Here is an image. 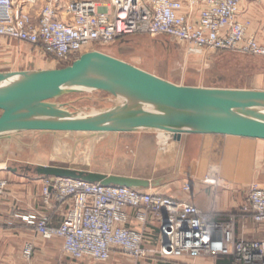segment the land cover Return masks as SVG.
I'll use <instances>...</instances> for the list:
<instances>
[{
  "label": "built area",
  "instance_id": "built-area-1",
  "mask_svg": "<svg viewBox=\"0 0 264 264\" xmlns=\"http://www.w3.org/2000/svg\"><path fill=\"white\" fill-rule=\"evenodd\" d=\"M242 0H0V40L38 50L57 65L136 35L164 37L188 51H229L264 58V45L239 20ZM69 66V65H68ZM205 184L218 186L214 175ZM5 184L0 181V196ZM190 191V185L184 186ZM44 203L71 202L59 227L46 218L15 219L46 240L59 238L70 258L106 263L121 253L136 263L160 259L226 257L232 264H264V240L236 233L237 215L216 220L197 207L152 190L103 186L54 179L43 191ZM241 216L264 224V188L252 184ZM136 226L132 225V221ZM148 245H151L148 247ZM27 244L24 264H32Z\"/></svg>",
  "mask_w": 264,
  "mask_h": 264
},
{
  "label": "water",
  "instance_id": "water-1",
  "mask_svg": "<svg viewBox=\"0 0 264 264\" xmlns=\"http://www.w3.org/2000/svg\"><path fill=\"white\" fill-rule=\"evenodd\" d=\"M85 91L107 93L119 105L84 116L56 102ZM0 112V140L26 132L133 134L154 130L173 135L176 142L188 135L264 141V91L178 86L98 51L56 70L0 73ZM37 175L143 191L165 182L54 166L38 167Z\"/></svg>",
  "mask_w": 264,
  "mask_h": 264
},
{
  "label": "rangeland",
  "instance_id": "rangeland-1",
  "mask_svg": "<svg viewBox=\"0 0 264 264\" xmlns=\"http://www.w3.org/2000/svg\"><path fill=\"white\" fill-rule=\"evenodd\" d=\"M92 1L106 3L109 0ZM245 23L250 30L251 23ZM7 44L10 51H0V73L56 70L74 62L57 65L38 50L14 41ZM97 51L178 86L264 91V58L261 57L229 51H202L196 54L164 37L145 35L127 37ZM56 102L84 116L119 105L118 99L100 91L70 94ZM166 134L154 130L133 134H12L8 139L0 140V163L5 165L4 171L31 168V172L37 174L38 167L54 166L108 176L156 180L182 172V164L188 161L195 163L197 159L196 153L181 142L173 138L165 142ZM0 181L5 184L1 200L8 194L9 183L1 174ZM16 214L17 210L11 214L7 224L13 221L26 225L15 219ZM20 215L36 214L20 212Z\"/></svg>",
  "mask_w": 264,
  "mask_h": 264
},
{
  "label": "crops",
  "instance_id": "crops-1",
  "mask_svg": "<svg viewBox=\"0 0 264 264\" xmlns=\"http://www.w3.org/2000/svg\"><path fill=\"white\" fill-rule=\"evenodd\" d=\"M239 20L250 22L249 35L264 45V0H243ZM1 43L0 51H10L7 41L0 40ZM188 137H183L181 143L196 153L195 163L188 161L182 164V172L159 178L165 182L151 189L152 192L189 203L216 220L224 221L237 215L238 236L245 240H264V224L257 225L251 217L240 215L247 203L250 186L258 184L264 188V141L220 136ZM4 166L0 163V174L7 179L9 186L8 194L0 200V264H24L26 244L34 248L32 264H232V260L226 257H147L136 263L118 252L113 253L106 263L89 258L75 261L65 254L61 239L46 240L20 222L7 224L17 210L18 213L42 216L51 226L59 227L71 208V202L60 204L52 199L45 204L43 191L48 184L51 185L53 178L40 177L31 172V168L4 171ZM210 174L218 180V186L205 184ZM185 185H190L191 190L185 191ZM131 224L137 225L134 220Z\"/></svg>",
  "mask_w": 264,
  "mask_h": 264
},
{
  "label": "bare ground",
  "instance_id": "bare-ground-1",
  "mask_svg": "<svg viewBox=\"0 0 264 264\" xmlns=\"http://www.w3.org/2000/svg\"><path fill=\"white\" fill-rule=\"evenodd\" d=\"M72 108V107H71ZM165 136V135H164ZM173 138V135L171 134H166L165 138H164V141L166 142L167 140H170Z\"/></svg>",
  "mask_w": 264,
  "mask_h": 264
}]
</instances>
